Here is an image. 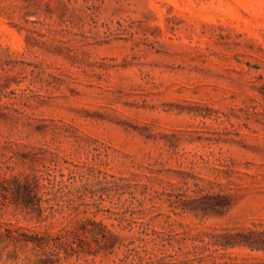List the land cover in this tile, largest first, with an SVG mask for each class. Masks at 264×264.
Returning <instances> with one entry per match:
<instances>
[{"label": "rangeland", "instance_id": "obj_1", "mask_svg": "<svg viewBox=\"0 0 264 264\" xmlns=\"http://www.w3.org/2000/svg\"><path fill=\"white\" fill-rule=\"evenodd\" d=\"M0 222L78 251L0 264H264V0H0Z\"/></svg>", "mask_w": 264, "mask_h": 264}, {"label": "trees", "instance_id": "obj_2", "mask_svg": "<svg viewBox=\"0 0 264 264\" xmlns=\"http://www.w3.org/2000/svg\"><path fill=\"white\" fill-rule=\"evenodd\" d=\"M17 196L15 201H19L18 193L19 190H16ZM46 201L49 203L50 198L46 199ZM22 203L25 207H31L37 210L38 216L41 219H47L49 216H55V212L57 209L55 208L56 205H60L58 202L55 204H49L48 207L43 208L41 206V198L39 197L38 192L35 189V186H32L31 184H24L23 185V196H22ZM49 211V214H46L43 216V212ZM86 210L84 211V213ZM79 210L77 208L72 209V213L75 214V216L79 215ZM93 224L92 229H87L86 227H82L83 233H91L92 240L95 242L96 247L94 249L88 250V253H98L102 249H107L109 247H113L114 245V238L115 234L105 225L102 221H94L91 222ZM2 225H8V227L5 228V231L2 232L1 226ZM9 223H1L0 222V238L4 240L12 241L15 243H21L24 245H27L29 243L33 244L34 248L43 249V252L45 253V249L50 250L51 252H59L60 249H64L65 252H67L69 249L74 251L73 241L70 240V238L67 237V234H65L63 231L60 232V229L58 233H51L50 230H45L43 232L25 228V227H13ZM29 231V232H28ZM73 235V239H78L81 242L84 241L83 238L80 237L79 230H75L71 232ZM242 241V240H241ZM239 243V242H238ZM241 243V242H240ZM244 244H247V241L243 242ZM69 247V249H68ZM82 251L83 250L82 248ZM77 253L78 251H74ZM38 264H50L48 263V259L46 258H40Z\"/></svg>", "mask_w": 264, "mask_h": 264}]
</instances>
